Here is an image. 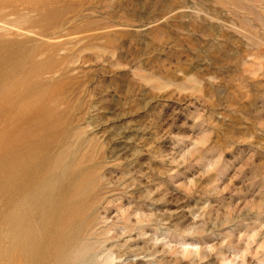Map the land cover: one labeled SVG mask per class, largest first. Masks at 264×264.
Masks as SVG:
<instances>
[{"label":"rangeland","instance_id":"374dc122","mask_svg":"<svg viewBox=\"0 0 264 264\" xmlns=\"http://www.w3.org/2000/svg\"><path fill=\"white\" fill-rule=\"evenodd\" d=\"M0 264H264V0H0Z\"/></svg>","mask_w":264,"mask_h":264}]
</instances>
